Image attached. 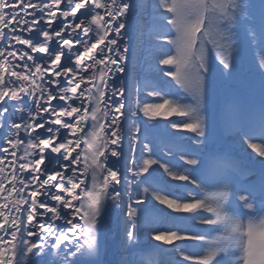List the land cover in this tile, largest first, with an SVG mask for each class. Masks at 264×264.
Here are the masks:
<instances>
[{
  "label": "snow or ice",
  "instance_id": "snow-or-ice-1",
  "mask_svg": "<svg viewBox=\"0 0 264 264\" xmlns=\"http://www.w3.org/2000/svg\"><path fill=\"white\" fill-rule=\"evenodd\" d=\"M147 7L141 0H0V264H128L105 259L102 234L110 219L124 225L120 247L130 249L159 223L158 217L145 222L141 206L149 196L177 212L205 211L199 199L181 204L163 195L152 169L158 165L174 180L192 176L196 158L181 157L190 166L182 172L170 167L174 151H187L185 137L171 130L195 134L196 143L207 139L211 78L239 71L246 48L264 52V0H152V21L166 29L159 43L174 51L150 49L149 55H163L159 65L174 68L164 74L194 104L165 99L168 91L138 80L129 67L128 18ZM149 87L147 96L162 103L143 102ZM248 88L254 118L241 108L230 115L248 147L264 157V145L253 142L264 138V71ZM157 128L169 137L157 145L168 162L150 147L148 130ZM260 175L258 183L249 182V171L236 165L191 182L199 191L230 186L227 206L249 215L264 211ZM187 219L171 222L179 227ZM202 223L210 226L207 235L188 238L197 242L187 246L193 255L184 244L162 250L171 264H239L231 243L212 260L198 259L205 246L217 244L206 239L214 232L210 219ZM153 239L171 245L185 237L172 232ZM248 260L264 264V255L249 251Z\"/></svg>",
  "mask_w": 264,
  "mask_h": 264
},
{
  "label": "clouds",
  "instance_id": "clouds-1",
  "mask_svg": "<svg viewBox=\"0 0 264 264\" xmlns=\"http://www.w3.org/2000/svg\"><path fill=\"white\" fill-rule=\"evenodd\" d=\"M232 192L228 185L216 188H202L199 196L200 207L210 213V222L214 232L206 239L216 240V245L205 246L201 261L212 260L221 247L229 243L236 249L239 264H250L248 252L264 255V211L241 215L233 212L227 201Z\"/></svg>",
  "mask_w": 264,
  "mask_h": 264
},
{
  "label": "rangeland",
  "instance_id": "rangeland-1",
  "mask_svg": "<svg viewBox=\"0 0 264 264\" xmlns=\"http://www.w3.org/2000/svg\"><path fill=\"white\" fill-rule=\"evenodd\" d=\"M152 3V0H148L147 4L148 5V8H149V11L151 12V8H150V5ZM152 18V17H151ZM166 23V21L164 22ZM156 24V28L153 27L154 23H151L150 26L146 27V34L144 35V41L151 44V45H158L159 44V41H160V38L163 34H165L163 31H162V26L160 25V23H155ZM151 31V35H149V32ZM144 41H142L141 44H139L138 48H137V56H136V63H137V66H136V69H135V74L136 76L138 77V80H141V79H144V80H148V76H153V77H156V78H162V79H167V80H172L171 77H168L166 76L164 73L166 71H169L166 69L165 66H158L156 68V65H159V59L161 58H158L156 59V56L155 55H149V50L145 51V44H144ZM166 43V42H165ZM145 52H146V55H149V58L148 60L145 59L146 55H145ZM173 54V52H172ZM151 65V67H150ZM162 69V70H161ZM140 70V71H139ZM170 70H174V68L170 69ZM153 88L149 87L147 89H145L144 91L145 92H148V91H152ZM165 99H175L173 97L171 98H166L164 97ZM135 100V92H134V99H133V102ZM143 102H146V103H162V100H159V99H156V98H152L150 97V102L147 101V99L143 98ZM166 107V106H165ZM160 111H163V109H160ZM142 115V114H141ZM184 119V118H180V117H170L169 119ZM158 119H163L162 117L161 118H158ZM151 130H153V133L154 131L155 132H162V129H149V135H151ZM172 132H180V131H183V130H171ZM160 140L157 141V145H158V142ZM129 155L131 156V152L129 153ZM162 163H164L165 161H161ZM175 169H173L174 171ZM153 174L154 175H157L162 182H174L176 180H174L172 177L168 176L167 173L164 172L163 169L159 168L158 165H154L153 166ZM147 175V174H146ZM162 177V178H161ZM154 200L151 199V196H149L147 198V200L145 201V203H152ZM177 203H181L179 201H176ZM183 204V203H181ZM190 204V203H189ZM143 209H144V212L146 213V215L144 216V219H145V222L146 223H151L152 220H153V217H159V213H157L156 211L155 212H152V211H149L147 210V207L146 206H141ZM163 208L171 211V212H175V213H179L181 214V212H177L176 210L172 209V208H169L168 205H163ZM130 227V225L128 226ZM155 227V226H154ZM148 233L146 236L144 235H141L140 239L138 241L140 242H143L145 243L147 238H148ZM127 261H128V264H143V258H137V257H134L133 254H129L127 256Z\"/></svg>",
  "mask_w": 264,
  "mask_h": 264
},
{
  "label": "bare ground",
  "instance_id": "bare-ground-1",
  "mask_svg": "<svg viewBox=\"0 0 264 264\" xmlns=\"http://www.w3.org/2000/svg\"><path fill=\"white\" fill-rule=\"evenodd\" d=\"M141 3L145 4V0H141ZM144 9H136L133 11L132 14H130L129 18H128V27H129V31H128V36L130 37V44H131V48H130V59H129V67L131 68L132 71H134V61L132 59V54H133V50L136 51L137 45H138V40H139V33H140V27L142 26L144 19ZM136 54V52H135ZM114 229H112V231H109L107 233V235L105 237H107V240L105 242L104 239V245L105 247L108 249V252L110 253V257L109 259H123L122 258V254L123 252L126 250L124 248L120 247L121 244V238L124 235L123 232V228L124 225L121 223L119 225L117 224H113ZM151 242L153 244H161V245H165L162 241H155L153 238H151Z\"/></svg>",
  "mask_w": 264,
  "mask_h": 264
}]
</instances>
